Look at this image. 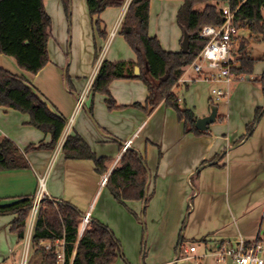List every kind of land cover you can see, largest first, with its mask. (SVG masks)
I'll list each match as a JSON object with an SVG mask.
<instances>
[{
    "label": "crops",
    "instance_id": "obj_1",
    "mask_svg": "<svg viewBox=\"0 0 264 264\" xmlns=\"http://www.w3.org/2000/svg\"><path fill=\"white\" fill-rule=\"evenodd\" d=\"M69 1V19L60 0L44 1L51 20L49 62L36 75L22 73L0 55V67L24 76L47 108L66 121L53 151H31L26 154L29 169L0 172V206L34 198L42 178L47 198L66 202L83 215L90 213L91 219L113 232L126 258L138 260L145 239V264H231L216 261L219 245L240 239L252 242L264 236V115L252 136L242 140L255 109L264 105L260 88L251 83L253 74L262 76L264 71H257L255 64L252 75L228 83H208L191 71L181 77L172 93L196 120L208 117L214 103L226 98L222 106H216L215 122L202 136L184 133L183 123L163 102L150 113L134 108L135 104L144 106L147 97L146 87L136 79L110 84L116 108L108 107L104 95L89 92L83 107L75 112L78 95L103 61L134 62L136 57L118 34L130 0L93 18L87 0ZM182 3L150 0L148 35L155 37L165 52L181 51L182 32L176 15ZM95 20L100 21L105 38L96 35ZM132 72L135 74L134 68ZM212 90L223 92L225 98L215 101ZM28 122L27 115L1 108L0 138L9 139L21 151L48 143L49 136ZM73 134L79 135L96 157L107 158V177L130 142L128 148L143 158L148 172V204H118L105 186H100L103 176L95 172L92 161L65 160L61 146ZM214 159L213 165H203ZM14 218L0 217V264L17 256L19 241L10 232ZM193 245L195 251L189 253Z\"/></svg>",
    "mask_w": 264,
    "mask_h": 264
},
{
    "label": "trees",
    "instance_id": "obj_2",
    "mask_svg": "<svg viewBox=\"0 0 264 264\" xmlns=\"http://www.w3.org/2000/svg\"><path fill=\"white\" fill-rule=\"evenodd\" d=\"M44 1L0 0V55L11 58L17 69L28 75H36L49 62L47 45L51 37V20L45 11ZM212 1L227 2L230 10L234 11L232 26L237 32L247 31L251 36H262L264 39V0H182L176 24L182 32L180 43L185 35L188 37V51L186 54L181 51L165 52L158 40L148 35L150 0H130L118 34L134 53L136 60L103 61L92 82L90 93L104 95L108 107L114 109L116 106L109 94L110 84L126 79L139 80L146 87L147 97L144 106L135 104L134 108L150 113L163 102L183 123L184 133L204 135V132L195 128L193 113L180 107L178 97L172 90L206 44L205 40L199 38L202 27H218L223 23L221 15L210 4ZM60 2L69 19L70 1ZM124 3L125 0L86 1L91 18L99 16L108 8H120ZM200 6L202 9L197 10ZM93 28L98 37L105 38L99 20L94 21ZM233 42L231 56H235V66L230 71L235 77H249L255 63L248 53L249 40L236 37ZM133 68L138 69L137 75L133 74ZM251 82L260 88L264 99V75ZM1 108L27 115L28 125L48 135L49 142L29 146L21 151L9 139L0 138V172L27 170L30 168L27 153L53 151L57 147L66 121L47 108L24 76L13 75L0 67ZM263 115L264 105L255 109L254 118L246 126L242 140L252 136ZM61 154L65 160L92 161L95 172L100 176L108 173L107 158L96 157L77 134L64 139ZM214 161L203 165L211 166ZM147 182L148 172L143 158L133 149L127 148L107 177L105 188L120 205H124V201H141L146 206L149 202L146 196ZM32 203L33 198H23L10 205L0 206V217L15 216L10 224V232L17 236L19 242L23 240ZM83 217L72 205L45 197L40 202L31 242L63 239L67 264H115L122 257L121 245L107 226L90 218L85 232L78 239V227ZM34 255L39 258L40 264H55L52 255L41 249H35Z\"/></svg>",
    "mask_w": 264,
    "mask_h": 264
},
{
    "label": "built area",
    "instance_id": "obj_3",
    "mask_svg": "<svg viewBox=\"0 0 264 264\" xmlns=\"http://www.w3.org/2000/svg\"><path fill=\"white\" fill-rule=\"evenodd\" d=\"M211 5L216 8L217 12L221 15L223 23L218 27H202L199 33V38L205 40L206 44L196 59L185 69L182 76L188 71H191L193 74L208 83H217L221 81L228 83L233 78L243 79L244 76L235 77L230 71L231 68L235 66L231 52L234 45L233 40L238 34L232 26L234 11L230 10L225 1H212ZM113 34L114 32L111 33V36H113ZM94 78L95 74H93L92 78L88 80L86 88L78 95L75 103V112H78L83 107ZM180 79L178 82H180ZM211 94L215 98V101H220L226 96L223 92L218 90H212ZM129 145L130 142H127L122 150L125 151ZM106 181L107 176H103L100 186H105ZM45 197L44 179L41 178L38 180V192L33 198L32 207L26 221V229L22 240L23 252L19 264H27L31 249H41L44 252L51 254L55 260V264H67L65 256V241L63 239L40 241L36 243L31 242L40 202ZM89 220L90 213H87L80 221L78 227V239L81 238L85 232ZM194 251L195 246L193 245L189 248L188 252L193 253ZM214 255L218 263L228 260L231 264H264V236L252 242H245L240 239L235 244H221L217 247ZM68 264H71V262ZM195 264H199V262H196Z\"/></svg>",
    "mask_w": 264,
    "mask_h": 264
},
{
    "label": "rangeland",
    "instance_id": "obj_4",
    "mask_svg": "<svg viewBox=\"0 0 264 264\" xmlns=\"http://www.w3.org/2000/svg\"><path fill=\"white\" fill-rule=\"evenodd\" d=\"M212 4V3H210ZM197 10H201L202 7H197L196 8ZM263 15H264V11H263ZM239 38H244V39H247L249 40V48H248V53L250 55V57L255 60V64H257L258 66V70H261V71H264V39L262 38V36H251L249 32L247 31H241L239 33ZM251 37V38H250ZM233 56V55H232ZM2 58L4 60H7L8 62H10L13 66H16L14 61L11 59V58H7V57H4L2 56ZM233 59H235V56L232 57ZM254 68V66H253ZM256 69V67H255ZM260 76H256L255 74H253V77L251 79L254 80V79H257L259 78ZM254 86H257L256 83H253L251 82ZM177 86V85H176ZM219 85L217 86H214V88H218ZM258 87V86H257ZM226 100L223 99L222 101L220 102H216L214 103V106L216 107H220L222 106V102H224ZM239 105V104H237ZM181 107V106H180ZM182 108V107H181ZM107 190V189H106ZM107 192L109 193V191L107 190ZM143 248L144 250L141 251V254H140V257H138V260H137V257H130V258H126L122 255L121 258H118L116 263L117 262H120L121 264H145L146 262V250H145V239H144V243H143ZM15 253H16V258L13 260L10 259L8 264H19L21 258H22V252H23V241L19 242L18 245L16 246V249H15ZM121 254H122V249H121ZM115 263V264H116ZM27 264H40V261H39V258L37 256L34 255V250L31 249L30 250V253H29V256H28V260H27Z\"/></svg>",
    "mask_w": 264,
    "mask_h": 264
},
{
    "label": "water",
    "instance_id": "obj_5",
    "mask_svg": "<svg viewBox=\"0 0 264 264\" xmlns=\"http://www.w3.org/2000/svg\"><path fill=\"white\" fill-rule=\"evenodd\" d=\"M188 51V37L185 35L181 44V52L186 54ZM135 74H138V69L135 68ZM248 79V78H247ZM217 109L216 107L211 108L210 115L206 118L198 119L195 122V128L198 131L205 132L209 125L213 124L216 119Z\"/></svg>",
    "mask_w": 264,
    "mask_h": 264
}]
</instances>
